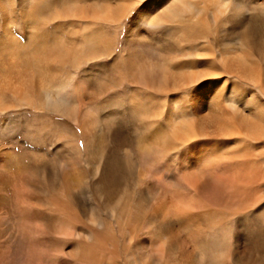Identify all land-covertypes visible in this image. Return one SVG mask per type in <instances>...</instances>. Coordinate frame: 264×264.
Segmentation results:
<instances>
[{"label":"bare ground","instance_id":"obj_1","mask_svg":"<svg viewBox=\"0 0 264 264\" xmlns=\"http://www.w3.org/2000/svg\"><path fill=\"white\" fill-rule=\"evenodd\" d=\"M125 114L137 128H157L135 134L114 165L108 141ZM176 147L184 149L178 179L154 160ZM60 170L72 221L80 197L94 209L92 179L118 225L131 219L130 232L144 217L117 207L140 184L157 204L199 195L227 207L215 219L234 218L233 208L250 198L241 186L264 184V0H0V264H16L14 235L25 233L32 205L46 206L49 178ZM214 209L185 219L177 207L149 210L151 225L175 219L161 255L171 239L182 264H264L263 232L236 250L220 231L182 232L201 228ZM255 222L259 229L264 212Z\"/></svg>","mask_w":264,"mask_h":264},{"label":"rangeland","instance_id":"obj_2","mask_svg":"<svg viewBox=\"0 0 264 264\" xmlns=\"http://www.w3.org/2000/svg\"><path fill=\"white\" fill-rule=\"evenodd\" d=\"M174 45L177 46L176 44ZM145 108L147 107L144 106L142 108L143 112H145ZM130 120L131 117L126 116L125 114L123 121L120 122L116 127L118 138L116 139L110 138L108 141L109 154H112L113 156H115L116 154L115 156L116 163L113 162L114 165L118 164V160L123 159L124 150L128 149L129 146L132 145L136 137L134 136L135 134L138 135L137 137L140 139L142 136L146 137L150 135L152 131H154L157 128V127L154 128L153 126L154 123H151L149 121L141 122L140 127L137 128L138 126L137 127L135 126V122H132ZM79 144L80 147H83L82 140H80ZM67 152L68 151H64V153ZM50 153H54V152L51 151ZM183 153H184V149L182 147H176L174 152L172 151V154L169 156L158 153L157 155L154 156V160H156L155 166L161 172H164L166 169H170L172 173L171 174L172 177H174V179L175 178L178 179L181 177L180 169L182 167L181 157ZM51 158H53V156H51L50 154L49 159L51 160ZM115 168L119 170L118 172L119 176L117 178L114 176L115 178L114 182L117 181L119 182V180L120 181L122 180L121 179L122 176H120L121 171L120 168L117 167ZM61 173L63 175H61ZM63 176L64 173L62 170L58 171L56 178L50 176L49 178L50 184L48 182L49 185L47 187V196H46L47 201L45 203L46 206L45 207L43 206L40 210V208L37 205H32L30 209L31 218L30 221L28 222V225L26 226L25 233L17 232V234H15L16 236L14 235V238L16 237L15 239L17 240L14 239L15 244L13 243V246L10 250H12L11 251L13 255L12 258L16 264H20V263L31 264L32 262H33L32 264H86L87 262H88L87 264H182L180 261L181 254L175 252V249L172 246L171 239H168L167 242L165 243L166 246H165V250L163 251V256L161 255V252L158 250L159 248L158 244L162 240V237L165 236V234L172 232L171 222H173L175 219L171 221H167L166 225L161 223H154L151 225L149 220L146 218L147 213H149L151 209L153 211V212L151 211L152 213L154 212L157 213V210L161 212V210L163 211L166 209L177 207L184 210V213L179 214L177 216H181V218L185 219L187 217L198 216L204 213L205 208L207 206L213 209L215 208L213 212H210L214 215L211 216L210 214H206L207 220L204 222L201 228H195L192 225H188V226L182 225L183 227H181V225L177 222L178 224L174 225L175 227L174 229L178 231L182 229L183 233H186L187 235L190 236L193 232L196 231H204V230H206L207 232L220 231L223 233V235H225L226 241L233 250H236L238 245L242 247L243 244L248 245L251 244L250 242L253 243L255 240L254 237H256L258 232L264 233V223H262L260 228L257 229L256 226L258 225H256L255 222L256 217L259 216L261 212H264V209L263 210L261 209L262 205H264L263 203L264 195H261L264 193V184L258 186H252V187L241 186V188L244 189L243 191L250 193L249 196L250 198H248V200L241 202L239 205L233 208L234 209L233 212L235 213V215L233 216L234 218H229L230 221L226 220L223 217L215 219L217 214H224V215L227 214V212H229L227 207L223 208L220 206L212 205L208 201H206V199H204L199 195L197 196L195 195L194 197H187L186 199L177 198L174 202H170V203L164 202L157 204L156 201L154 202L152 200L154 203L153 204L150 199L148 200L147 198H144L142 194L144 186L140 184L138 186H135V188H132L133 191L127 189L128 198L130 200L124 199V201L118 203V207H117L118 213H120L122 209L123 213L125 212L129 214L131 213L130 215L133 214L135 215L136 213H138L139 215L144 217V219H142L143 222L137 224V226L134 227V232H130L132 228L131 225L132 222H130L131 219L127 221L122 218V220H120L122 221V223L119 226L117 223V219H119L120 216L118 217L116 216L117 218L112 217L111 214L106 212V210L104 209V204L100 199V196L98 195V189L94 186L95 184L94 179L91 180L94 209H90L88 205H85L82 201V198L80 197L77 202V208H76L77 215L75 216L76 219H74L75 222L72 221V218H70L72 217V215L69 214L72 213V209H70L71 199L67 195L65 183L63 181ZM108 176L110 177L111 174H109ZM109 177H105L103 179V182L105 181V184H107L106 180ZM32 181L34 184V178ZM110 183H112V177L110 178ZM241 188L226 187V191L229 193L235 191L239 192L240 191L239 189ZM121 189L122 186L118 187L113 196H117L118 192ZM182 189L183 187L179 185L175 186V191L177 192H179ZM197 189L198 188H196V190ZM259 195H261L260 197L263 199L260 200ZM32 196L35 197L36 195H32ZM140 199L143 200H141V202L138 203L137 201H139ZM258 200H260L259 203ZM139 204L143 205L142 211H139V206H137ZM149 204L151 205L149 206ZM152 206H155V208L153 209ZM236 207H238L239 209L238 208L236 209ZM66 214H69V216ZM97 214H99L101 217L100 221L102 226L100 223L93 225L91 223L92 221H90L92 215H97ZM87 219L89 221H86ZM59 221L62 224H60ZM48 223H50L49 225L51 226H48ZM53 223H56V225ZM37 224H39L40 226ZM104 224H106V227ZM92 225L93 228H96V231H98V233L95 231V229L92 228ZM58 226H61L63 230L65 229L64 231L66 230L68 231L58 232L56 231L58 229ZM97 226L99 227L97 228ZM120 228L122 230H120ZM82 243H85L84 245L86 247ZM187 243L190 244L189 242ZM15 245L17 247H15ZM191 247L195 252L203 253L200 245L199 246L195 245ZM29 256L31 257V259H29L30 258ZM229 263L234 264L231 261L226 262V264ZM257 263L260 264L259 262Z\"/></svg>","mask_w":264,"mask_h":264}]
</instances>
